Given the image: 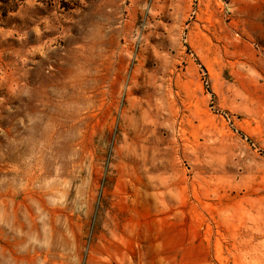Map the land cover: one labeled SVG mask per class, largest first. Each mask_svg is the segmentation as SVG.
<instances>
[{"label": "rangeland", "instance_id": "374dc122", "mask_svg": "<svg viewBox=\"0 0 264 264\" xmlns=\"http://www.w3.org/2000/svg\"><path fill=\"white\" fill-rule=\"evenodd\" d=\"M0 264H264V0H0Z\"/></svg>", "mask_w": 264, "mask_h": 264}]
</instances>
